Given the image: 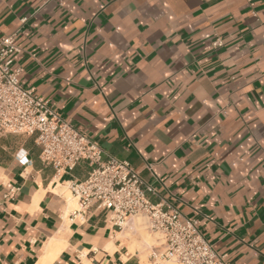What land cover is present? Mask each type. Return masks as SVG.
<instances>
[{
  "label": "crops",
  "instance_id": "obj_1",
  "mask_svg": "<svg viewBox=\"0 0 264 264\" xmlns=\"http://www.w3.org/2000/svg\"><path fill=\"white\" fill-rule=\"evenodd\" d=\"M16 30L24 87L229 262L264 264V0H0V38ZM13 137H0V264L151 262L134 219L74 216L62 190L87 162L57 172Z\"/></svg>",
  "mask_w": 264,
  "mask_h": 264
},
{
  "label": "built area",
  "instance_id": "obj_2",
  "mask_svg": "<svg viewBox=\"0 0 264 264\" xmlns=\"http://www.w3.org/2000/svg\"><path fill=\"white\" fill-rule=\"evenodd\" d=\"M16 30L0 38V135L32 137L39 158L57 172L70 171L80 162L91 170L84 180L72 179L66 186L77 199L76 215H87L91 207L106 212V221L123 230L131 220L144 218L150 233L159 235L150 248L155 264H232L216 251L199 230L197 220L184 217L169 203H154L153 184L128 161L107 154L104 148L57 113L50 101L24 87L19 71H13L12 55L20 51ZM30 160L21 158L23 164Z\"/></svg>",
  "mask_w": 264,
  "mask_h": 264
},
{
  "label": "rangeland",
  "instance_id": "obj_3",
  "mask_svg": "<svg viewBox=\"0 0 264 264\" xmlns=\"http://www.w3.org/2000/svg\"><path fill=\"white\" fill-rule=\"evenodd\" d=\"M13 137L12 139H9V142H11L12 146H17L20 141H22V137L26 136H16ZM2 137V135H0ZM65 191V195L67 199L69 200L70 203V209H75L77 207V199H74L68 190L67 186L62 190ZM127 228L129 229L130 226L128 225ZM134 228L135 230L139 233L141 236V239L144 244H146L147 247H151L152 245H155L158 241L157 239L159 238V235L150 233L146 227H145V219L144 218H135L134 219ZM150 255V250L147 252L146 256H144V260L147 261L148 257ZM167 263H175V264H181L176 261H164L161 264H167ZM147 264H155L152 260L151 262L147 261Z\"/></svg>",
  "mask_w": 264,
  "mask_h": 264
},
{
  "label": "bare ground",
  "instance_id": "obj_4",
  "mask_svg": "<svg viewBox=\"0 0 264 264\" xmlns=\"http://www.w3.org/2000/svg\"><path fill=\"white\" fill-rule=\"evenodd\" d=\"M167 264H175V263H167Z\"/></svg>",
  "mask_w": 264,
  "mask_h": 264
}]
</instances>
